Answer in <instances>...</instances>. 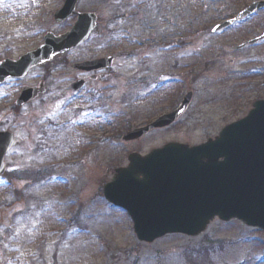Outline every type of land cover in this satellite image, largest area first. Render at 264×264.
Wrapping results in <instances>:
<instances>
[{
	"label": "rangeland",
	"instance_id": "1",
	"mask_svg": "<svg viewBox=\"0 0 264 264\" xmlns=\"http://www.w3.org/2000/svg\"><path fill=\"white\" fill-rule=\"evenodd\" d=\"M2 1L18 16L14 55L35 49L46 33L69 31L76 21L53 22L64 0ZM255 1L264 0L78 2L77 13L97 16L89 40L0 87V131L16 140L0 178L1 264H264V233L240 221L215 219L197 237L172 235L146 244L136 239L126 213L102 195L128 154L171 142L203 143L264 100V42L233 51L264 31V10L211 34ZM7 14L4 9L0 30L5 20L12 23ZM24 20L33 26L25 29ZM110 55L109 77L73 93L75 74L67 65ZM41 83L43 95L15 106L22 87ZM188 92L190 106L172 126L121 141L173 112ZM15 109L17 122L9 116Z\"/></svg>",
	"mask_w": 264,
	"mask_h": 264
},
{
	"label": "water",
	"instance_id": "2",
	"mask_svg": "<svg viewBox=\"0 0 264 264\" xmlns=\"http://www.w3.org/2000/svg\"><path fill=\"white\" fill-rule=\"evenodd\" d=\"M78 1L65 0L54 13V21L61 24L75 15ZM263 8L264 2L253 3L236 19L213 32ZM95 25L94 14H78L69 32L58 37L48 34L35 51L17 62L2 63L0 84L7 78L21 79L32 68L77 48ZM263 39L264 34L250 44ZM111 60L75 67L101 70L109 68ZM73 88L79 89L80 84ZM42 92L24 88L17 103L33 100ZM191 96L188 93L175 112L129 133L123 140H137L151 130L168 127L186 110ZM14 145L11 134L0 133V176L4 174V156ZM127 160V167L116 169L110 182L104 185L103 197L127 213L138 241L151 244L169 234L194 237L203 233L215 217L224 222L237 219L264 231V101L254 103L244 119L225 127L214 141L192 148L170 143L145 157L130 154Z\"/></svg>",
	"mask_w": 264,
	"mask_h": 264
},
{
	"label": "flooded vegetation",
	"instance_id": "3",
	"mask_svg": "<svg viewBox=\"0 0 264 264\" xmlns=\"http://www.w3.org/2000/svg\"><path fill=\"white\" fill-rule=\"evenodd\" d=\"M2 1V0H0ZM4 2L6 1H2L0 2V20L1 18H3L4 16V9L7 10L10 14L6 15V19H12V23H10L8 20H5V25H3L2 29L0 30V64H2L3 62H16L19 60L20 57H22L23 55L27 54L30 51L33 50H27L25 52H22V54L20 55H14L11 53L12 48V44H13V39H15V35L14 34H18L17 31V19L18 16L15 17L14 12H12V8L10 6L9 3L4 4ZM23 24L25 25V29L28 30L29 27H32L33 24L31 22H27L26 20H24ZM2 31H4L3 33H1ZM44 36V35H43ZM43 36H42V40H43ZM30 41V39L28 40ZM42 43V41H41ZM40 43V44H41ZM40 44L38 46H40ZM260 44H256L254 46H258ZM36 46L35 49L38 47ZM253 47V46H251ZM248 48V47H247ZM107 57V56H106ZM84 62V61H82ZM80 62V63H82ZM79 63V62H76ZM67 65V67L71 66ZM72 72L75 74V80H73V83L76 81H84V86L83 88L79 91V92H83L86 88L90 87V85L94 82H98L99 80L102 81L106 78L109 77V75L112 73V70L109 69L108 71H100V72H92V71H86V70H72ZM17 83V80H11V79H7L4 84H8V83ZM16 106V104H15ZM17 107V106H16ZM15 113H16V109H15ZM14 112H11V114H9V116H12L13 119L15 120V122H17V113L15 114ZM157 119V118H156ZM154 122V120L150 121V123ZM150 123L145 124L143 127L148 126ZM141 128V127H140ZM215 138V137H213ZM203 143H199L196 145H191V146H197V145H201ZM190 146V145H189Z\"/></svg>",
	"mask_w": 264,
	"mask_h": 264
}]
</instances>
